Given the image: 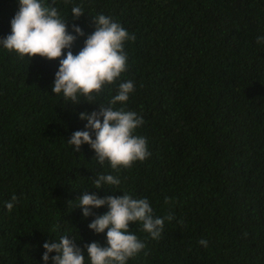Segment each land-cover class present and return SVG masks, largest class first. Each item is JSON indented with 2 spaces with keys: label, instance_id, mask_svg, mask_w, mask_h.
<instances>
[{
  "label": "trees",
  "instance_id": "trees-1",
  "mask_svg": "<svg viewBox=\"0 0 264 264\" xmlns=\"http://www.w3.org/2000/svg\"><path fill=\"white\" fill-rule=\"evenodd\" d=\"M43 2L77 37L73 54L101 14L135 39L124 45L127 70L77 105L52 93L59 59L21 58L0 45V264H45L43 245L62 236L74 239L85 259L86 245L107 247V230L98 234L89 224L110 208L85 218L77 207L85 191L146 198L154 218L174 217L159 239L130 224L145 248L127 264H264V43L257 42L264 0ZM19 7V0H0V40L11 34ZM73 7L84 15L75 19ZM127 81L134 92L113 106ZM101 106L143 118L133 134L147 139L150 157L113 169L95 160L88 144L75 151L68 140L88 130L80 114ZM109 174L121 183L96 189L94 178Z\"/></svg>",
  "mask_w": 264,
  "mask_h": 264
},
{
  "label": "clouds",
  "instance_id": "clouds-1",
  "mask_svg": "<svg viewBox=\"0 0 264 264\" xmlns=\"http://www.w3.org/2000/svg\"><path fill=\"white\" fill-rule=\"evenodd\" d=\"M19 5V11L11 21V34L0 40V45L16 52L21 58L40 56L48 60L59 59L60 67L52 93H62L73 105L80 103V96L91 101L105 84L114 83L127 70L128 56L124 45L135 37L110 17L101 14L93 18L95 31L87 36L85 46L79 53L73 54L71 48L77 37L69 34L68 22L60 17L56 7L46 6L43 0H19ZM82 15L84 12L80 7L72 8L75 19ZM74 31L84 36L83 30L75 25ZM257 42L264 43V37H257ZM65 49H69L66 56ZM134 90L132 81L120 83L111 104L126 103ZM80 118L88 121V130L76 131L68 140L70 145L75 146L76 152L80 151L83 144H88L96 152L95 160L101 165L108 161L113 169L130 168L134 162H142L150 157L147 139L133 134L144 123L137 113L101 106L99 112L90 115L81 113ZM93 183L96 189H100L104 188V184L118 186L121 181L109 174L94 178ZM16 199L13 196L11 202L6 204L9 211L13 209ZM165 202L169 203L170 198L166 197ZM105 205L109 206L110 211L97 215L89 228L98 234L107 230V247L97 242L86 245L89 258L85 259L75 240L62 236L55 243L49 241L43 245L46 249L43 255L45 264L50 258L54 264H86V261H90V264H127L130 258L145 248V244L130 231V224L139 222L143 231L159 239L165 219H174L172 215L154 218L148 199H134L127 194L100 198L85 191L78 199L77 207L83 210L87 218L94 214L93 208ZM198 243L204 247L208 245L206 239ZM53 252L57 255L50 257Z\"/></svg>",
  "mask_w": 264,
  "mask_h": 264
}]
</instances>
